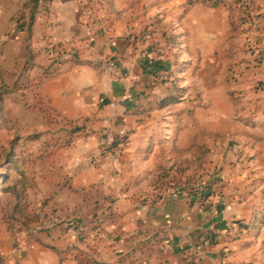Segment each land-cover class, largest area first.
<instances>
[{
    "label": "crops",
    "instance_id": "obj_1",
    "mask_svg": "<svg viewBox=\"0 0 264 264\" xmlns=\"http://www.w3.org/2000/svg\"><path fill=\"white\" fill-rule=\"evenodd\" d=\"M263 26L264 0H41L27 76L74 129L30 141L50 143L28 220L0 213L3 264H264ZM181 164L194 180H167Z\"/></svg>",
    "mask_w": 264,
    "mask_h": 264
},
{
    "label": "rangeland",
    "instance_id": "obj_2",
    "mask_svg": "<svg viewBox=\"0 0 264 264\" xmlns=\"http://www.w3.org/2000/svg\"><path fill=\"white\" fill-rule=\"evenodd\" d=\"M25 0H0V171L5 169L3 166L6 155L9 150L13 149L15 155L25 158L29 165L35 158H39L38 151L46 152V145H49L48 137L46 141L31 143L25 137L36 132H41L45 136L54 133H61L73 130L74 126L68 121L58 119L46 103H43L38 97L37 86L40 80L28 78L29 58H27V34L24 29L22 14L26 9H22V3ZM25 32L22 49L13 56L14 66L10 67L6 61V56H11L8 49V42L13 39L14 35ZM9 54V55H8ZM12 54V53H11ZM47 124V126H46ZM50 127L52 129H50ZM53 138V137H49ZM44 148V149H43ZM38 150V151H37ZM36 152V154L34 153ZM42 156V155H41ZM188 166L181 164L177 168V174L174 177L177 182H185L188 176L184 170ZM24 168V166H23ZM26 168V167H25ZM10 179L17 177L14 171L9 172ZM168 177V176H167ZM168 177L167 180H171ZM8 180V182H10ZM178 186V185H176ZM10 195L0 193L2 202L0 213L4 215L10 226L24 223L27 220L21 217L18 220L10 213L11 198ZM9 208H5L6 205ZM5 205V206H4ZM19 216V214H18Z\"/></svg>",
    "mask_w": 264,
    "mask_h": 264
},
{
    "label": "trees",
    "instance_id": "obj_3",
    "mask_svg": "<svg viewBox=\"0 0 264 264\" xmlns=\"http://www.w3.org/2000/svg\"><path fill=\"white\" fill-rule=\"evenodd\" d=\"M41 0H25L22 3V9H28V12L22 14V20L24 21V29L27 34V36L31 33V26L34 20V13L36 12L38 5ZM45 1V0H43ZM107 1V0H104ZM212 2V4H216L218 0H209ZM178 34L174 33L171 29H165L162 32V38L164 40L165 47H175L178 45ZM54 48V46H53ZM151 51V48L149 49ZM27 58L30 59V51L27 50ZM146 62L148 65H152L155 70H161L166 71L169 73V75L172 76L171 80H169L172 85L173 89L180 91L179 87V78L177 76H173L172 73L166 68V60L162 58L155 59V58H146ZM172 99L168 100L171 101ZM80 127H77L76 129H79ZM41 136V132H36L35 134H30L25 137L26 140L34 141L39 139ZM119 141H112L111 145L107 148H104L105 151H112ZM26 164L25 158L20 159L15 155L13 152V149L9 150L5 162H4V171H0V193H8L14 198V204H13V212L12 215L19 214L20 217L24 218V220L28 219V214H26L25 211V201H26V192L29 188L34 186V181L31 176H29L23 166ZM2 167V166H0ZM14 171L17 174V177L15 179H10L9 172ZM8 180L10 182H8ZM194 178H188L185 183L188 184L192 182ZM172 183H174L175 178L173 177L171 179ZM187 187V186H186ZM4 263V258L0 255V264Z\"/></svg>",
    "mask_w": 264,
    "mask_h": 264
},
{
    "label": "built area",
    "instance_id": "obj_4",
    "mask_svg": "<svg viewBox=\"0 0 264 264\" xmlns=\"http://www.w3.org/2000/svg\"><path fill=\"white\" fill-rule=\"evenodd\" d=\"M261 33H262V35H264V26H263L262 29H261ZM144 54H147V51H144ZM171 78H172V76L169 75V73L166 72V71H161V74L157 77V79H158L159 81H169V80H171ZM111 143H112V140H108V141L105 143L104 148L109 147V146L111 145ZM173 189H174V192H180V191H183V188H182L181 186H174ZM214 264H218V263H214Z\"/></svg>",
    "mask_w": 264,
    "mask_h": 264
}]
</instances>
